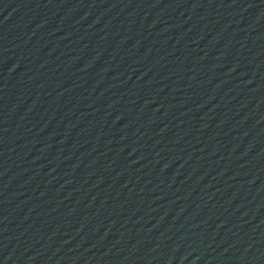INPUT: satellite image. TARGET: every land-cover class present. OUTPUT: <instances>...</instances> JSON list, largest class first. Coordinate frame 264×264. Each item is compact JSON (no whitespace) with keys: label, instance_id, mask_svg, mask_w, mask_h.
I'll return each instance as SVG.
<instances>
[{"label":"water","instance_id":"obj_1","mask_svg":"<svg viewBox=\"0 0 264 264\" xmlns=\"http://www.w3.org/2000/svg\"><path fill=\"white\" fill-rule=\"evenodd\" d=\"M0 264H264V0H0Z\"/></svg>","mask_w":264,"mask_h":264}]
</instances>
